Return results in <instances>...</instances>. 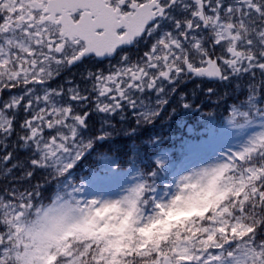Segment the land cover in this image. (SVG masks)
<instances>
[{
  "label": "snow or ice",
  "instance_id": "obj_1",
  "mask_svg": "<svg viewBox=\"0 0 264 264\" xmlns=\"http://www.w3.org/2000/svg\"><path fill=\"white\" fill-rule=\"evenodd\" d=\"M192 79L234 98L223 119L170 182L138 149L122 171L116 117L134 140ZM0 178V264H264V0H0Z\"/></svg>",
  "mask_w": 264,
  "mask_h": 264
},
{
  "label": "trees",
  "instance_id": "obj_2",
  "mask_svg": "<svg viewBox=\"0 0 264 264\" xmlns=\"http://www.w3.org/2000/svg\"><path fill=\"white\" fill-rule=\"evenodd\" d=\"M195 85H201V82H198ZM203 85L205 86L206 84L202 82V86ZM212 88L215 89V87ZM178 93L187 94L189 101L193 104V107H200V111L198 113L204 112L205 115H207L208 113H212L214 115V118L220 120L224 117V114L226 113L228 102H235L234 98L226 97L225 102H222L218 105L216 103V96H212V99L206 100L205 93L202 89L192 90V88L187 84L179 85ZM223 97L224 95L222 96V98ZM173 107H176L175 99H173L172 102L165 108L164 112L162 113L160 118L156 120L155 123L157 124L158 135L161 141L163 140L162 137L168 132L167 128L170 127V133L174 135V137L170 139V150L174 154H177L179 152L178 146L180 141L176 139L175 136L176 133L180 130L175 124L176 120L186 119L190 123H194L198 128L202 127V123L197 122L198 113L191 114L188 110L185 111L178 107L176 114L169 117V113L171 112V109ZM120 126L121 125H119V127ZM152 134V129H150L149 127H143L139 129L135 139L130 140L127 136H124V133L119 132L120 140L117 141V144L115 146H111L110 151L124 165L126 162H129V149H138V158L135 164L140 168H144L145 170L151 169L153 163V155L156 154L163 147V142L160 148H157L156 145H153L152 147L147 146V141L149 140V137L152 136ZM122 144H124L123 147H121ZM167 145H169V142L164 143V146ZM175 151H177V153H175ZM178 155L180 156V153ZM18 159L22 160L23 158L19 157ZM52 191H54V186L50 188L49 191L45 193V195H50Z\"/></svg>",
  "mask_w": 264,
  "mask_h": 264
},
{
  "label": "rangeland",
  "instance_id": "obj_3",
  "mask_svg": "<svg viewBox=\"0 0 264 264\" xmlns=\"http://www.w3.org/2000/svg\"><path fill=\"white\" fill-rule=\"evenodd\" d=\"M189 128H190V127H189ZM238 142H239V141H237V140H235V139H227V140L221 141L220 143L214 145V146H213V150H212L211 153H209V157H208V158L210 159V162H211V161H216V160H218L219 157H220V154H221L222 152H225V151H227V150L230 149V148L234 149V148L236 147V145L238 144ZM156 158H162V159H163V158H165V157L162 156V155H159V156L156 157ZM184 163H185V161L179 165L178 169H179V168H182V167L184 166ZM171 168H173V164H171V163H167V164H165V170H164V172H165V174L169 177V179H167L166 182H170V181H171V179H172V174L176 171V170H175V171H173V173L170 174L169 171H170ZM133 173H134V171H133ZM133 173H129V175H131V174H133ZM122 178H123V174H121V179H122Z\"/></svg>",
  "mask_w": 264,
  "mask_h": 264
},
{
  "label": "flooded vegetation",
  "instance_id": "obj_4",
  "mask_svg": "<svg viewBox=\"0 0 264 264\" xmlns=\"http://www.w3.org/2000/svg\"><path fill=\"white\" fill-rule=\"evenodd\" d=\"M108 61H104V64L102 65L103 67H107ZM73 72H75V70L73 69ZM98 126V125H97Z\"/></svg>",
  "mask_w": 264,
  "mask_h": 264
}]
</instances>
